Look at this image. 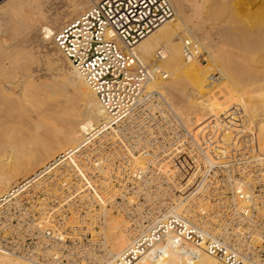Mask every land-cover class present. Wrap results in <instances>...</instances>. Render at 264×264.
Masks as SVG:
<instances>
[{
	"label": "bare ground",
	"instance_id": "bare-ground-1",
	"mask_svg": "<svg viewBox=\"0 0 264 264\" xmlns=\"http://www.w3.org/2000/svg\"><path fill=\"white\" fill-rule=\"evenodd\" d=\"M98 1L17 0L9 3V9L0 13V200L6 196L4 201L8 202L9 198L19 195L30 186L32 180H29L33 176L37 177V173L57 161L58 155L71 154L95 139L110 135L108 130L115 131L114 119L55 43V35L65 24ZM255 1L253 4L258 2ZM169 2L175 12L173 19L147 36L135 49L140 62L149 72L141 102L144 96L159 93L170 109L178 112L188 136L184 129L185 134L181 137L169 138L161 147L157 145L154 156L150 154L153 148L150 142L146 139L133 140L127 152L131 159L130 168L122 176V186L133 184L134 200L139 202L144 197L151 202L148 206L154 208L160 198L150 196L144 190L150 187L162 190L164 185L176 183L163 174H172L173 167L184 170L191 166L189 170L199 175L183 182L193 186L195 193L188 196L182 194L179 199L165 203V212H154L152 208L144 214L146 206H143L138 210L139 220L134 223L122 215L117 217L108 212L106 223L100 231L104 239V253L95 257V264L118 260L137 242L150 238L153 232L156 234L159 226L168 218H180L190 199L198 192L201 196L196 198L199 199L200 208L208 210L210 202L205 199L206 192L224 183L219 178L209 179L215 169H218L216 174L222 175H229L230 170L233 174L236 170L246 173L247 176L241 179L229 178V183L243 192L249 190V184L264 185V138L253 134L249 138H241L245 131L241 125L233 133L224 130V125L209 121L190 123L189 119L179 114L186 101V91L192 85H206L212 91L211 95L225 92L223 88L221 92L216 91L218 87L211 68L197 61L201 55L197 56L196 46L206 50L213 63H224L219 61L220 54L232 48L242 60L249 56L251 58L247 45L253 41L251 39L264 36V19L258 17V14L264 16V10L260 9L263 13H255L260 20L254 21V12L252 14L249 9L251 4L244 0ZM194 19H198V22L194 23ZM16 37L19 42L22 41L20 37L25 40L22 45L16 42L17 39L14 40ZM188 40L192 42L195 55L186 62L184 47ZM15 48L18 49L17 54H22L21 59L18 55V59L13 58L14 50L10 49ZM158 50L162 51L161 65L154 67ZM181 74L188 75L189 81L185 84L181 81ZM233 74L230 72L231 77L235 76ZM226 87L230 89L229 85ZM240 104L238 109L241 112L237 110L236 113H240L235 116L238 122L247 109L252 112L254 105L248 106L247 103L246 109ZM27 106L32 109L28 110ZM248 110L247 113H251ZM220 130H223V134L219 138L217 134ZM104 132L107 134L102 135ZM202 132L206 138H200ZM196 157L198 160L193 166L191 160ZM203 160L206 164L202 166L200 163ZM198 169L201 172H197ZM99 171L105 174L102 167ZM233 178L238 182L233 183ZM183 182L177 185L181 188ZM246 206L247 202L240 203V207ZM49 226L47 220L37 225L41 230ZM204 233L206 240L213 239ZM176 238L171 234L163 237L151 251L145 250L139 255L135 264H226L219 256L208 254L204 244L197 247L180 237ZM0 264L42 263L0 248Z\"/></svg>",
	"mask_w": 264,
	"mask_h": 264
},
{
	"label": "built area",
	"instance_id": "built-area-1",
	"mask_svg": "<svg viewBox=\"0 0 264 264\" xmlns=\"http://www.w3.org/2000/svg\"><path fill=\"white\" fill-rule=\"evenodd\" d=\"M174 15L169 0H99L57 32V47L114 119L115 131L106 137L104 132L102 138L71 154L58 155L19 195L8 202L6 196L1 198V249L42 264H95V257L104 253L100 231L108 212L134 223L139 220V208L146 206L144 214L151 211L153 206L144 197L134 200L133 184L122 186V176L130 168L129 144L146 139L154 156L157 145L181 137L184 128L159 93L148 94L141 102L149 72L135 49ZM184 55L187 62L194 58L189 40ZM161 57L158 50L156 60ZM196 160H191L193 166ZM200 164H206L205 160ZM101 167L105 174L99 171ZM190 167H173L172 174H163L176 183L166 184L162 190L149 188L150 196L160 198L154 212H165V203L195 193L193 186L183 182L199 175ZM217 170L209 179L224 183L206 192L208 210L200 208L196 194L180 218H168L156 234L108 264H135L139 255L170 234L193 246L204 244L208 254L219 256L226 264H264V185L249 184V190L243 192L229 183V175L216 174ZM241 202L247 206L240 207ZM43 220L50 226L41 230L37 225ZM204 232L213 239L206 240Z\"/></svg>",
	"mask_w": 264,
	"mask_h": 264
},
{
	"label": "rangeland",
	"instance_id": "rangeland-1",
	"mask_svg": "<svg viewBox=\"0 0 264 264\" xmlns=\"http://www.w3.org/2000/svg\"><path fill=\"white\" fill-rule=\"evenodd\" d=\"M15 1L17 0H0V13H3L7 9H9V3H12ZM244 1L251 4L249 9L251 13L254 12V15L256 12L261 13L264 10L263 9L264 2H262V0H257L258 2L255 3L256 6L255 4H253L254 2H256L255 0L254 1L244 0ZM261 5L263 6V8L261 7ZM260 9H262V11ZM258 15L260 19L262 20L264 19V16L262 14H258ZM254 17H253L254 21L255 20L257 21V19L258 21L260 20L259 18H257V14ZM197 22H198V19H194V23H197ZM172 25H175V24L172 23ZM19 39L20 41L22 40L21 41L22 43L19 42L17 37L14 40H16L17 43L22 45L25 40L22 37H20ZM254 39L255 38L251 39L253 41L250 42V44L248 43L249 45H247V50L250 51L251 58L249 56L246 60H242L240 56H238V53L235 52L233 48L232 50L226 49L223 52L224 54L223 53L222 55L220 54L219 61L224 62L222 64H225V65L227 64V67L230 66L228 68L224 67L222 64L213 63L208 52H206V50H203L201 47L196 46L197 56L201 55L199 56L197 61L203 65H206L209 69L211 68L210 70L212 72L211 73L212 77L215 80L217 87H218L216 88V91L221 92V88H223L225 92L223 93L221 92L218 95L216 94L211 95L210 93L212 91H209L206 85L204 86H200L198 84L192 85L186 91V101L183 103V108L179 112V114H182V117L184 119H189L191 121L190 123H194V122L202 123V122L209 121V122L215 123L216 125L217 124L224 125L225 126L224 130H228L229 132H233V133L237 132L239 126L241 125L242 127L245 128L244 134L243 136H241V138L243 137L249 138L252 134L256 135L259 138H264V52H263L264 51V36L263 38L262 37L259 38L257 36L256 38L257 40H254ZM11 50L12 51L14 50L13 51L14 54L12 55L13 58L18 59L19 58L18 56H20L16 52L18 49L16 48L10 49V51ZM231 52L237 55L235 56ZM22 57L23 56L21 54L19 59H21ZM154 60H156V56ZM184 61L186 60L184 59ZM154 63H153L154 67L161 65L160 64L161 61L156 60L154 61ZM230 72L235 73L233 74L235 76L231 77ZM180 76H181L182 83L185 84L186 82L189 81L187 74H181ZM168 80L170 79H166L165 81H168ZM227 85L230 86V89L228 87L225 88V86ZM219 87H220V90H219ZM238 102L239 104L241 103L240 104L241 107L242 105L244 106L243 108H246L247 103H248V106L249 105L252 106V104L254 103L252 112L246 108L251 113L248 112L249 113L248 114L246 110V114H244L243 116H240L242 120L239 118L240 119L239 122L237 121V118L235 117L236 114H239L241 112V110L238 109V105H239ZM29 108L30 110L32 109V107L29 106L28 110ZM237 110H240V112L238 111L239 113H236ZM172 112H174L176 115L178 114L177 111L176 112L172 111ZM107 132L112 134V130H108ZM107 132L105 134H107ZM185 132L187 133V136H188V132L186 131V129H185ZM222 134H223V130L222 131L220 130V132H218L217 135L220 138ZM206 137L207 136L205 133L202 132L200 134V138H206ZM232 174L233 173L231 170L229 177L241 179L242 176H245V177L247 176L246 173L242 174V172H239L237 170L233 175ZM237 182H238V179L233 180V183H237ZM149 190H150L149 188L145 189L144 192H150ZM197 196L198 197L201 196L200 192H198ZM117 217H120V216H117ZM124 219H127V218L124 217Z\"/></svg>",
	"mask_w": 264,
	"mask_h": 264
}]
</instances>
